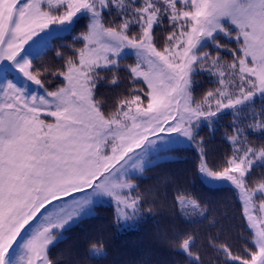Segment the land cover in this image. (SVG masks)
I'll use <instances>...</instances> for the list:
<instances>
[{"label": "snow or ice", "instance_id": "6c2138e0", "mask_svg": "<svg viewBox=\"0 0 264 264\" xmlns=\"http://www.w3.org/2000/svg\"><path fill=\"white\" fill-rule=\"evenodd\" d=\"M53 28L81 30L60 64L34 62ZM184 142L203 183L234 187L238 219L174 197L149 264H264V0H0V264L106 258L64 233L104 197L118 221L166 207L135 171Z\"/></svg>", "mask_w": 264, "mask_h": 264}, {"label": "trees", "instance_id": "16d2710c", "mask_svg": "<svg viewBox=\"0 0 264 264\" xmlns=\"http://www.w3.org/2000/svg\"><path fill=\"white\" fill-rule=\"evenodd\" d=\"M80 30L77 28L72 34L57 31L41 35L30 49L36 56L34 62L60 64L61 61L55 58L56 51L61 50L62 44H71L72 35ZM128 51L131 53V50ZM134 59V53H131L124 62L131 63ZM199 79L206 80V77L202 76ZM32 89L42 94V90L37 86L33 85ZM230 118L226 116L224 122L217 126L218 130L214 135L209 136L210 148L216 153H222L225 150L226 143L221 137ZM208 134L207 128L201 132V135ZM149 158L153 163L146 167L144 173L134 170L135 175L140 176L137 183L141 184V192L150 187L158 188L161 201L166 198L167 206L163 209H154L153 214H145L134 221L125 222L117 220L113 198L104 197L98 201L90 214L82 216L64 233L68 242L80 240L96 243L99 241L104 245L107 257L89 260L88 264H149L154 261L161 252L160 241L157 239L158 228L170 215L171 204L174 197L178 195L204 196L212 201L213 215L218 218L225 215L236 216L238 219L235 191L227 182L214 185L202 182L197 171L196 150L191 143H177L167 149L161 147L159 152L150 149ZM191 227L203 229L207 227V223L193 224Z\"/></svg>", "mask_w": 264, "mask_h": 264}, {"label": "rangeland", "instance_id": "374dc122", "mask_svg": "<svg viewBox=\"0 0 264 264\" xmlns=\"http://www.w3.org/2000/svg\"><path fill=\"white\" fill-rule=\"evenodd\" d=\"M46 32L47 33H49L47 30H46ZM50 32H57L54 28H53V30L52 31H50ZM41 35H43V34H41ZM128 51V50H127ZM228 183V182H227ZM218 184H220V183H218ZM229 185H231L230 183H229ZM231 187H232V189L235 191V189H234V187L231 185ZM113 204H114V207H115V209H116V201L114 200L113 201ZM130 211V210H129ZM122 220V219H121Z\"/></svg>", "mask_w": 264, "mask_h": 264}]
</instances>
